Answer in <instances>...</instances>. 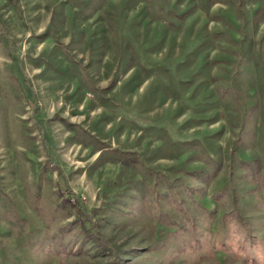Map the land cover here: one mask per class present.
I'll list each match as a JSON object with an SVG mask.
<instances>
[{"label":"rangeland","instance_id":"374dc122","mask_svg":"<svg viewBox=\"0 0 264 264\" xmlns=\"http://www.w3.org/2000/svg\"><path fill=\"white\" fill-rule=\"evenodd\" d=\"M0 264H264V0H0Z\"/></svg>","mask_w":264,"mask_h":264}]
</instances>
